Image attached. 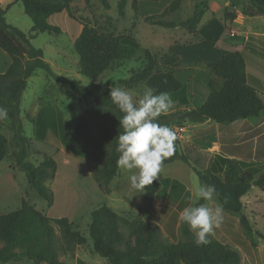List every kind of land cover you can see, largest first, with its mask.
Returning a JSON list of instances; mask_svg holds the SVG:
<instances>
[{
    "label": "trees",
    "instance_id": "obj_1",
    "mask_svg": "<svg viewBox=\"0 0 264 264\" xmlns=\"http://www.w3.org/2000/svg\"><path fill=\"white\" fill-rule=\"evenodd\" d=\"M74 1L16 0L22 2L25 14L33 23L28 33L6 21L9 7L4 9L0 3V50L8 58L4 72L0 73V107L8 110L6 119L9 120L12 141L17 150L14 154L16 168L25 174L29 186L46 201L48 208H52L55 196L48 183L56 177L57 162L49 156H45L38 165L29 160L32 140L25 135L20 117L21 97L27 88V81L37 69H44L55 80L69 86L79 98L87 100L83 113L77 119L74 136L79 141L82 152L94 161V170L88 173L78 168L73 161L70 162L74 164L75 170L83 171L82 175L88 173L93 186L90 193L100 197L98 203H91L88 208L91 213L88 233L93 251L97 255L108 264H242L240 252L221 243L213 233L209 236L210 243L197 246L193 242L194 233L184 224V240L178 241L176 227L179 213L187 206V202L181 198L182 188L170 185L168 179L161 180L158 177L144 191L148 195H162L160 207L164 217L161 222L164 223V230L172 241L171 244L163 240L160 225L148 220V217L146 221L127 224L129 235L126 237L122 230L125 222L105 205L109 185L119 175L120 170L116 164L119 153L116 152L115 137L119 134V117L122 113L111 102L109 91L101 93L83 85L79 80L54 74L44 60L43 50L35 48L31 41L43 33L67 34L79 57V74L92 81H97L120 62L137 60L143 56L146 60L143 69L127 80L120 81V84L127 88L145 84L157 94L166 92L173 101L171 109L178 110L179 107L187 105L188 99L183 84L176 76L175 68L158 72L159 60L156 55L149 50H142L131 34L103 32L82 26L71 10ZM100 1L105 8H109L108 0ZM237 1L239 0H231L233 9L227 12V19L235 18L234 8ZM127 3V0L119 1L120 16H125ZM132 8L137 11V0H133ZM207 8V3L202 1L195 5L193 15L185 22L178 25L161 22L157 25L165 28L180 26L194 33ZM243 13L246 16L264 17V0H248ZM208 69L212 77L207 83L209 94L204 103L196 109L162 114L159 117L160 123L170 128L209 121L225 125L258 117L264 112V102L252 85L254 79L247 73L240 51L209 63ZM7 146L8 141L0 137V162L8 157ZM180 149L176 140L175 153L164 161L163 167L176 160L189 162ZM194 170L200 184L215 185L219 193L216 199L224 211L239 216L240 224L250 235L252 245L255 246V235L264 240L263 234H254L241 201L253 185L264 188V162L236 160L217 154L207 169ZM196 204H204V200L200 199ZM54 223L61 229L66 252H72L74 247L86 244L87 237L74 230L72 219L48 217L25 199L16 211L0 215V264L16 263L23 259L31 261V264H64L56 248ZM77 264L87 263L78 259Z\"/></svg>",
    "mask_w": 264,
    "mask_h": 264
},
{
    "label": "rangeland",
    "instance_id": "obj_2",
    "mask_svg": "<svg viewBox=\"0 0 264 264\" xmlns=\"http://www.w3.org/2000/svg\"><path fill=\"white\" fill-rule=\"evenodd\" d=\"M119 1L108 0L109 8L107 9L100 0H75L71 10L82 26L96 28L103 32L113 31L131 34L138 41L142 50L148 49L152 54L156 55L159 60L157 71L165 72L167 69L165 57H170L171 55H168V53L174 52L173 50L171 52L167 51V48L172 47L173 49L175 47L174 43L168 38V34L174 35V31L161 27L156 22L148 24L141 22L142 15L145 12L135 11L132 8V3H129L133 2V0H127L128 3L125 9V11L127 10V15L125 17L120 16ZM195 1L189 0L192 3ZM202 1L207 3V0ZM223 1L211 0V6L215 13L219 14L223 10ZM3 5L4 9L10 6L6 16L8 23L16 25L25 33L31 31L33 23L25 14L22 2L11 4L10 0H4ZM190 14L186 15L189 16ZM185 17V15H182L178 19H186ZM157 18H154L156 19L155 21H157ZM134 25H136L135 28H133ZM179 32L181 31H177L176 34H179ZM31 43L35 48L43 50L44 60L54 74L79 80L83 85L96 89L101 93L110 92L111 87L117 86L128 91L134 100H138L147 87L145 84H141L133 88H127L120 84V81L127 80L134 73L143 69L146 64L143 56L137 60L120 62L104 73L97 81H92L79 74V57L67 34L49 35L43 33L36 36ZM0 52L3 54L0 59V70H2L5 69L3 66L4 60L7 62L8 58L3 51L0 50ZM177 75L188 97L187 92L189 89L183 71L181 69L178 70ZM211 77V73L203 71L197 73L194 77V84L197 85V83L201 82L205 84ZM27 84V88L21 97L20 117L25 135L32 140V153L29 160L35 165L43 161L45 156L53 157L56 160V177L48 183V186L54 192L55 203L52 208H48L46 201L40 198L29 186L25 174L16 168L14 154L17 150L12 141L13 133L9 127V120L5 118L0 120V137L8 141V157L0 162V215L16 211L21 207L22 200L25 199L48 217H68L74 221V230L81 232L88 240L86 244L74 247L75 249L72 252H66V244L61 229L54 223L56 248L60 255V260L64 264H77L78 259L83 260L87 264H108L105 259L93 251L92 240L88 233L91 221V213L88 208H90L91 203L96 204L100 201V197L90 193V188L93 186L88 173H92L94 170V161L82 152L81 145L74 136L77 119L83 113L87 100L79 98L69 86L55 80L44 69H37L28 79ZM189 97L192 100L191 92ZM176 110L171 109L170 111L174 112ZM217 126L218 124L212 121L203 124L188 123L171 127L176 133V140L180 145L181 152L188 157L189 162L185 163L182 160H176L167 164L162 168L159 177L161 180L168 179L169 183H171L170 185L182 188V190L180 189V193L182 192L181 198L187 202V206L199 201L195 197L194 191L201 184L194 169H207L215 156ZM261 140H264V137ZM59 150L60 152H57ZM257 154L258 160L252 162H264L261 160V156L264 157V152ZM70 161H73L78 168H82L88 173L85 172L82 175L81 172L83 171L75 170L74 164ZM134 171L120 168L119 175L109 185V194L106 195L105 205L114 206V211L125 222L122 230L126 237L129 235L127 224L134 221H146L145 219L148 217V220L160 225L163 230V240L167 244H171L172 241L165 233L164 223L161 222L164 217V212L160 207V197L162 195L157 193L148 195L145 194L144 190L140 192L131 189L129 177ZM204 204L215 208L219 202L214 197L212 201H204ZM261 211L262 214L251 212L249 209L245 212L254 234L260 231L264 234V208ZM183 225L184 223L179 220L176 227L178 241L184 240ZM219 230L221 234L229 236L227 241L230 245L236 243L245 247V250L242 251V264H264V242L255 235V246L258 242L260 251L257 256L250 253L252 252L251 238L241 226L237 214L223 211V221ZM215 233L217 236L220 234L217 229H215ZM217 238L222 239L221 237ZM31 263V261L23 259L20 262L8 264Z\"/></svg>",
    "mask_w": 264,
    "mask_h": 264
},
{
    "label": "crops",
    "instance_id": "obj_3",
    "mask_svg": "<svg viewBox=\"0 0 264 264\" xmlns=\"http://www.w3.org/2000/svg\"><path fill=\"white\" fill-rule=\"evenodd\" d=\"M44 1L54 2L55 0ZM201 1L202 0H196L192 3L189 2V0H137V12H145L144 15H142L141 22H145L146 24L153 22H156V24L171 22L178 25L185 22L193 15L195 5ZM0 3L4 8V0H0ZM10 3L17 4L16 0H10ZM207 3L208 8L194 33H190L188 29L180 26L169 28V30H173L175 33V36L173 34H168V38L174 43L175 47H173V49L172 47L167 48V51L171 52L173 50L174 52L168 53V55H171L170 57H165V64L167 66L166 71L172 67L175 68L178 78L177 73L178 70L181 69L187 80L186 82L189 89L187 92L188 104L179 107V109L192 110L200 107L204 103L205 97L209 94V89L207 87L208 82L205 84L201 82L195 85V75L202 71L210 73L208 69L209 63L217 62L225 55L235 51H240L242 53L246 64V71L249 76L254 79L252 85L257 89L264 102V17L260 15H244L243 9L248 5V0L237 1V6L234 8V19L226 18L227 12L233 9L231 0L223 1V10L219 14L215 13L213 10L211 0H207ZM186 14L190 15L188 16ZM126 15L127 10L125 11V16ZM182 15H185L186 19H178L180 16L182 17ZM155 17H158L157 21H155ZM9 24L17 27L12 23ZM139 25H141V23H139ZM135 27L136 25H134L133 28ZM177 31L181 32L176 34ZM2 55L3 54L0 52V59ZM6 63L7 62L4 60V67ZM4 70L5 69H2L0 71L4 72ZM190 92L192 93V100L189 97ZM171 112L173 111H169L166 114ZM217 129L215 155L224 153L222 155L226 158L257 161V153L264 152V140H261L264 137V112L258 117L241 119L225 125L218 124ZM261 160L264 161V157L261 156ZM241 201L244 207V213L249 209L251 212L262 214L261 209L264 208V188H257L253 185L251 190L242 197ZM108 207L113 211L115 210L114 206ZM217 230L220 233L219 228ZM259 233L263 234L261 231ZM213 234L221 243L229 246L232 245L228 243L227 240L229 236L226 234L220 233L217 236L215 229ZM217 237H221L222 239H218ZM259 239L264 242L263 239ZM231 247L238 250L241 256H243L242 251L245 250L244 246L233 243ZM259 251L260 246L257 242L256 246L252 245V252L250 253L257 256Z\"/></svg>",
    "mask_w": 264,
    "mask_h": 264
},
{
    "label": "clouds",
    "instance_id": "obj_4",
    "mask_svg": "<svg viewBox=\"0 0 264 264\" xmlns=\"http://www.w3.org/2000/svg\"><path fill=\"white\" fill-rule=\"evenodd\" d=\"M110 100L119 109V134L116 164L123 170H135L129 177L130 187L142 192L156 181L162 172L164 161L175 153L176 133L159 117L173 107L171 96L166 92L156 93L146 87L141 98L134 100L128 91L114 86L110 88ZM8 110L0 107V120L7 118ZM122 129V131H120ZM197 200L212 201L219 193L215 185L201 184L195 191ZM224 208L206 204H190L183 208L179 220L188 225L194 233L197 246L210 243L209 236L223 221Z\"/></svg>",
    "mask_w": 264,
    "mask_h": 264
}]
</instances>
